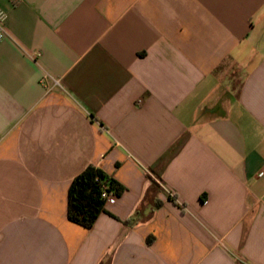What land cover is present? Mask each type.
Returning <instances> with one entry per match:
<instances>
[{
	"label": "crops",
	"instance_id": "obj_1",
	"mask_svg": "<svg viewBox=\"0 0 264 264\" xmlns=\"http://www.w3.org/2000/svg\"><path fill=\"white\" fill-rule=\"evenodd\" d=\"M0 11V264H264V0ZM89 166L125 188L92 229Z\"/></svg>",
	"mask_w": 264,
	"mask_h": 264
},
{
	"label": "trees",
	"instance_id": "obj_2",
	"mask_svg": "<svg viewBox=\"0 0 264 264\" xmlns=\"http://www.w3.org/2000/svg\"><path fill=\"white\" fill-rule=\"evenodd\" d=\"M103 186L116 194L125 188L99 168L89 166L71 183L68 194V218L70 221L92 229L99 216L105 211L102 198ZM159 205V204H157Z\"/></svg>",
	"mask_w": 264,
	"mask_h": 264
},
{
	"label": "built area",
	"instance_id": "obj_3",
	"mask_svg": "<svg viewBox=\"0 0 264 264\" xmlns=\"http://www.w3.org/2000/svg\"><path fill=\"white\" fill-rule=\"evenodd\" d=\"M5 21L6 14L3 11H0V40L6 35ZM259 176H264V171L260 172ZM102 198L105 200V207L113 205L117 201L116 193L109 191L108 186H103Z\"/></svg>",
	"mask_w": 264,
	"mask_h": 264
}]
</instances>
